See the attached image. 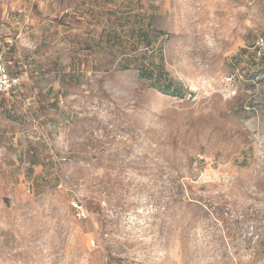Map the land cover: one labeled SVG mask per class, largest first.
Masks as SVG:
<instances>
[{"label":"rangeland","instance_id":"374dc122","mask_svg":"<svg viewBox=\"0 0 264 264\" xmlns=\"http://www.w3.org/2000/svg\"><path fill=\"white\" fill-rule=\"evenodd\" d=\"M0 49V264H264V0H0Z\"/></svg>","mask_w":264,"mask_h":264},{"label":"trees","instance_id":"16d2710c","mask_svg":"<svg viewBox=\"0 0 264 264\" xmlns=\"http://www.w3.org/2000/svg\"><path fill=\"white\" fill-rule=\"evenodd\" d=\"M128 27L132 28V30H135L130 32L131 34L133 33L132 35L135 37V44H140V41L147 38L148 31H144L143 27L134 28L131 27V25ZM122 29L123 28H121V30ZM149 55L152 57V52H148L147 49L145 51L135 50L131 53L126 52L120 57L118 69L127 70L130 68H135L140 76L147 79L150 87L165 95L180 97L182 95L181 91L178 88L173 87L171 82L166 79V73L163 72L159 67L155 66L153 60L146 61ZM17 90L13 91L11 96L16 93ZM6 99L7 98H1L0 103Z\"/></svg>","mask_w":264,"mask_h":264},{"label":"built area","instance_id":"2783aa9c","mask_svg":"<svg viewBox=\"0 0 264 264\" xmlns=\"http://www.w3.org/2000/svg\"><path fill=\"white\" fill-rule=\"evenodd\" d=\"M19 86L20 78L9 72L4 58V51L0 49V99L10 98L13 91H16ZM70 207L79 219L86 217V210L80 199L71 198Z\"/></svg>","mask_w":264,"mask_h":264}]
</instances>
